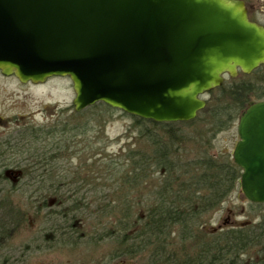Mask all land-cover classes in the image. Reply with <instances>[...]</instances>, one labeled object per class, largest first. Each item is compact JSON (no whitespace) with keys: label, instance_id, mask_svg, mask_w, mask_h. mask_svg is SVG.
Returning a JSON list of instances; mask_svg holds the SVG:
<instances>
[{"label":"water","instance_id":"water-1","mask_svg":"<svg viewBox=\"0 0 264 264\" xmlns=\"http://www.w3.org/2000/svg\"><path fill=\"white\" fill-rule=\"evenodd\" d=\"M260 65L264 28L240 0H0V74L21 84L67 77L75 112L103 103L188 122L225 75ZM237 135L240 190L263 204L264 101L241 114Z\"/></svg>","mask_w":264,"mask_h":264},{"label":"trees","instance_id":"trees-1","mask_svg":"<svg viewBox=\"0 0 264 264\" xmlns=\"http://www.w3.org/2000/svg\"><path fill=\"white\" fill-rule=\"evenodd\" d=\"M260 70L262 68L254 72ZM260 75L255 82L251 80V75L242 73L235 79L227 78L222 86L206 93L209 98L205 108L194 120L188 122L156 123L132 116V127L136 130L142 147L125 153L124 164L127 169L120 171L124 173L115 183L131 191L129 189L144 188L146 181L151 178L150 174L158 173L161 180L158 186L154 185L149 189L146 200L143 198L144 213L136 217L134 207L138 202L142 203L140 199L133 204L127 200V195H123L122 199L127 201L121 200L120 204H95L97 209L93 213L101 215L99 218L102 221L104 217L114 219L108 223L111 230L102 232L99 237L100 241H114V259L124 256L135 260L141 257L142 264H264V203H249L250 211L260 214L256 223L216 233H206L199 229L202 217L222 203L234 186L239 184L241 169L232 159L219 160L205 154L195 159L183 160L178 153V149H182L181 146L186 141L192 140L204 144V147L208 146L209 139L237 121L250 104L264 101V75ZM97 109L99 112L92 116L85 113V110ZM113 111L115 110L103 103H96L80 112L72 110L64 118L57 117L49 126H31L20 131L26 135L20 139L24 148L38 150L41 143H45L46 147L42 156L44 158L40 160L41 156H38L37 163L31 169L28 168L30 164L15 165L19 169V177L27 178V183L39 184L42 179L51 184V187L55 186L43 190L46 194L54 195L48 199L46 197L44 207L56 205L60 208L67 205L66 209L47 212V217H51L47 219L62 221V225L59 224L58 230L54 232L59 242L75 238L68 214L90 207V202L84 201L86 198L79 194L82 195L81 190L91 182L79 179V176L76 178L74 174V180H70L75 187L73 195L68 197L69 201H63L59 193L60 186L57 185L60 183L54 179L56 185L52 184L48 176L44 177L42 166L50 168L48 175L56 174L52 162L73 147V144L81 143L73 141V137L76 134L83 135L87 127L100 126L99 115L110 116ZM92 120L93 124L90 122ZM188 129H192L194 133L190 135L192 131L189 132ZM72 133L74 136L67 137V134ZM57 135L65 137L56 139ZM83 141L89 146L88 141ZM110 165L112 163L106 165V169L110 178L115 180L116 172L109 170ZM8 166L11 165H0V240H7L8 232L21 221V215L6 197L12 192V189L5 187L10 185L6 174L7 169H10ZM56 193L59 195L55 196ZM50 201L54 202L51 206L47 204Z\"/></svg>","mask_w":264,"mask_h":264},{"label":"rangeland","instance_id":"rangeland-1","mask_svg":"<svg viewBox=\"0 0 264 264\" xmlns=\"http://www.w3.org/2000/svg\"><path fill=\"white\" fill-rule=\"evenodd\" d=\"M252 74L251 80L255 82L261 76L262 70ZM73 98L72 84L67 77L55 76L47 79L44 83L35 85L21 84L13 77L0 76V134H6L8 131L13 132L15 126H24L25 128L49 126L55 118H64L72 113L74 110ZM208 98V95L204 96L205 100ZM61 110L64 111L60 112ZM98 112V109L85 110L89 116ZM99 116L100 126H90L86 128L83 135L76 134L73 141L81 143L73 144V147L52 162L56 174L48 175L50 168L42 166L44 177L48 176L52 184H55L54 179L60 183L57 185L60 186L59 193L63 201H69L68 197L73 195L72 191L75 187L72 186L70 180L74 178V174L76 178L79 176V179L91 182L90 185L85 186L84 190H81L82 195L79 194L86 198L84 201L90 202V207L83 209L84 211L77 210L74 214H68L69 221H71V225L73 224L72 235L75 238L71 241L59 242L54 232L58 230L59 224L62 225V221L47 219L51 218L47 217V212L52 213L66 209L67 205L59 208L53 205V201H50L47 204L49 206L52 204V207H45L42 211L38 210L39 205L46 206L45 201L54 196L43 191L47 187H51V184L46 183L45 180L42 181V179L39 184L27 183V178L19 177L17 166H8L10 169H7L6 174H8L10 185L5 187L12 189V192L10 196L6 197L7 201L21 215V221L8 232L7 240H0V264L8 262L13 264H142L141 257L135 260L124 256L113 258L116 251L114 241L110 239L100 241L99 237L102 232L111 230L108 223L109 220L114 219L104 217L105 219L102 221L99 218L101 215H95L93 212H96L97 209L95 204L113 206L121 200H128L135 204L140 199L142 203L138 202L134 207L136 217L138 214L144 213V199L146 200L151 187L159 185L161 178L158 173L150 174L151 178L146 181L144 188L129 189L131 191H128L125 186L120 187L118 183H115L124 173L120 171L127 169L124 164L125 153L131 149H140L142 142L132 127L134 120L131 115L115 110L110 116ZM90 122L94 123L93 120ZM237 123L238 120L225 130L216 133L209 139L208 146L204 147V144L192 140L191 142L186 141L181 146L182 149H178V153L183 160L195 159L205 154L219 160L232 159V152L238 141ZM6 126L10 129L3 128ZM201 128L200 126L199 130ZM188 130L192 131V129ZM191 133L194 131L190 132V135ZM69 135L74 136L72 133L67 134V137ZM13 136L16 138L13 143L18 144L22 150L24 146L20 139L26 135L19 132ZM208 136L210 137V134ZM60 137L63 138L65 135H57L55 138L60 139ZM83 140L88 141L89 146ZM45 147V143H41L38 150L30 149L29 158L31 161L25 163L30 164L28 168L31 169L37 163L39 154L44 155ZM32 158L35 159V162H32ZM110 163L112 165L109 166V170L116 172L115 180L110 178L106 169V165ZM40 187L43 189L41 190ZM59 193H56L55 196ZM123 195L128 196L127 200L122 199ZM259 215L250 211L249 202L243 196L239 184H236L222 203L205 214L204 218L202 217L199 229L206 233H216L244 224L256 223L259 221ZM175 247L178 246L175 245Z\"/></svg>","mask_w":264,"mask_h":264},{"label":"flooded vegetation","instance_id":"flooded-vegetation-1","mask_svg":"<svg viewBox=\"0 0 264 264\" xmlns=\"http://www.w3.org/2000/svg\"><path fill=\"white\" fill-rule=\"evenodd\" d=\"M243 2L244 7L247 12V18L249 21L261 26L264 28V0H240ZM259 68H262V73L264 75V65L260 66ZM240 72L237 76H239ZM1 77H3L0 74ZM5 78V77H4ZM12 78V77H8ZM264 81V77H263ZM264 86V83H263ZM5 129H10L9 127H3ZM12 131H8L6 134H0V165H20L25 164L31 161L29 158V152L30 149L24 148L20 150V146L18 144L13 143L16 138L13 136V134H18L20 130H25L24 126L17 127L15 126ZM12 134V135H11ZM18 139V135H17ZM25 156V157H20ZM27 156V157H26ZM39 156H43L39 154ZM44 157H40V160H42ZM30 159V160H29ZM32 162H35V159L32 158ZM43 189L42 187L40 188ZM45 207L42 205H39L40 211H42Z\"/></svg>","mask_w":264,"mask_h":264}]
</instances>
